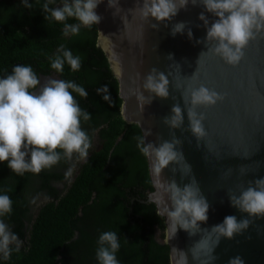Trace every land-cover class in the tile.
I'll return each mask as SVG.
<instances>
[{
  "label": "water",
  "instance_id": "1",
  "mask_svg": "<svg viewBox=\"0 0 264 264\" xmlns=\"http://www.w3.org/2000/svg\"><path fill=\"white\" fill-rule=\"evenodd\" d=\"M141 4L142 0H112L109 8L108 0H104L96 9L102 17L95 25L96 45L117 80L122 119L136 124L142 137L146 130L151 131L145 138L146 144L158 146L162 140L171 141L173 134L181 141L177 150L184 159L172 162L159 176L152 171L153 159L145 156L153 187L146 201L152 202L164 219L160 243L168 247L169 264H228L237 256L244 264H264V218L255 219L246 231L231 240L222 238L213 252L216 259L211 261L208 254L194 247L208 234L189 236L182 229L176 234L173 232L166 211L171 206L169 195L157 187V180L162 184L175 180L183 187L194 177L210 205L208 220L201 225L202 229L210 230L228 215H235L238 220L244 218L245 214L231 206L227 192L239 194L248 181L264 178V30L250 41L241 63L231 67L211 51L200 57L207 47L215 46L213 41H208L207 47L203 42L206 28L198 19L204 12L202 5L194 6L190 2L167 26L161 23L153 29L151 25L157 22L142 16ZM205 15L209 22L215 19L206 12ZM179 22L186 23L187 27L183 34L173 37L171 29ZM188 29L193 34L191 40ZM170 55L172 59H168ZM152 68L168 76L169 97H153L147 105L140 96H149L143 84ZM49 78L59 79L56 74L40 75V86ZM201 84L224 95L225 99L214 107L197 109L205 116V135L195 137L189 130L183 100L187 99L188 88ZM176 104L182 108L184 120L180 128L173 129L163 120L171 116ZM211 239L214 242L215 235Z\"/></svg>",
  "mask_w": 264,
  "mask_h": 264
},
{
  "label": "clouds",
  "instance_id": "2",
  "mask_svg": "<svg viewBox=\"0 0 264 264\" xmlns=\"http://www.w3.org/2000/svg\"><path fill=\"white\" fill-rule=\"evenodd\" d=\"M103 2L104 0H63L62 6L50 7L55 0H46L42 11L47 13L45 20L63 24L65 36L77 35L81 27L91 28L101 22L102 17L97 14L96 9ZM190 2L194 6H203L204 12L198 17L206 28L203 42L206 47L208 41H213L215 45L211 49L207 47L208 50L202 52L200 57L211 51L225 64L238 66L244 59L250 41L256 39V34L264 30V0H142L140 11L146 20L151 18L157 22L151 25L153 29H157L161 23L167 26ZM22 4L28 9L33 7L28 0H22ZM111 6L112 0H108V7ZM205 12L215 19L209 22ZM69 20L76 23H68ZM186 27L184 22L174 24L171 35L175 37L177 34H183ZM187 36L192 39L191 29H188ZM59 52L61 54L51 60V69L63 73L65 64L70 66L72 71L80 69L79 56H74L63 46ZM168 59H172V56ZM168 85V76L152 68L144 77L143 84L149 96L141 94L140 99L145 100L147 105L151 104L153 97L167 99ZM99 91L107 92V86ZM73 93L80 97L87 96L83 87L63 79L49 78L40 86V79L30 65H17L10 74L0 78V163L6 162L13 173L22 176L28 172L39 174L57 165L61 160L72 161L74 157L78 161L87 159L91 139L82 129L81 121H88L91 117L80 107ZM185 95L187 99L183 101L189 130L193 136L202 137L205 135V116L197 109L214 107L223 102L225 96L203 84L188 88ZM102 98L107 100L109 97ZM171 113V116L164 118L163 123L173 129L180 128L184 116L179 104L172 107ZM151 134L150 130H146L144 137L136 139L139 141L141 152L153 159L152 171L159 176L172 162L184 159V156L177 150L181 141L176 139L174 134L171 141L162 140L158 146L145 143V138ZM185 166L190 169L189 165ZM71 171L72 169H69V175ZM172 171L175 173L176 170ZM157 187L169 195L171 206L166 211L173 232L176 234L178 229H182L189 236L208 234L201 237L194 247L208 254L211 261L216 259L213 252L222 238L231 240L246 231L255 219L264 218V178L248 181L247 187H242L239 194L228 191L231 206L245 216L238 220L235 215H228L222 223L210 230L201 228L208 220L210 205L194 177L183 187L175 180L168 184L157 180ZM12 205L13 201L9 195L0 194V256L5 260L11 257L14 250L18 251L21 244L18 235L3 220V217L11 214ZM213 235L214 242L211 239ZM97 245L98 264H119L116 253L120 249V243L115 231L101 233ZM228 264H244V261L237 256L230 259Z\"/></svg>",
  "mask_w": 264,
  "mask_h": 264
},
{
  "label": "trees",
  "instance_id": "3",
  "mask_svg": "<svg viewBox=\"0 0 264 264\" xmlns=\"http://www.w3.org/2000/svg\"><path fill=\"white\" fill-rule=\"evenodd\" d=\"M28 2L33 5L31 9L25 8L22 0L0 2V78L17 65H30L38 76L55 73L60 79L83 87L86 97L73 93L91 117L82 120L81 127L91 139V132L104 125L99 130L103 147L92 154L68 192L56 204L51 202L41 209L29 243L14 250L5 263L98 264L96 249L100 234L115 231L120 243L116 253L119 264H169L168 247L155 236L156 230L163 236L164 219L155 205L146 201V194L153 187L146 157L136 139L142 134L136 124H128L121 117L117 80L96 45V26L81 27L79 34L66 37L63 24L44 19L47 13L42 7L46 0ZM61 46L80 57L78 71H72L67 64L63 73L51 69V60L61 54ZM104 86L107 92H98ZM104 96L109 98L105 100ZM121 133L123 138L115 143ZM109 148L122 160L119 174L114 177L103 169ZM30 175L33 173L11 174L16 180L11 187L14 197L24 191ZM93 192L96 194L92 197ZM134 197L140 200L134 199L131 204Z\"/></svg>",
  "mask_w": 264,
  "mask_h": 264
},
{
  "label": "flooded vegetation",
  "instance_id": "4",
  "mask_svg": "<svg viewBox=\"0 0 264 264\" xmlns=\"http://www.w3.org/2000/svg\"><path fill=\"white\" fill-rule=\"evenodd\" d=\"M1 1L9 2L11 0H0V2ZM12 2H15V0H12ZM62 3L63 0H60L54 4L53 7L62 6ZM69 36L70 35H67L66 37ZM50 74L55 73L39 74L38 78L40 75ZM103 127L104 125L91 132V148L89 149L87 159L78 161L76 157H74L72 161L61 160L57 165L41 171L38 175H30L27 179L28 184H24L25 192L21 191L18 197H14L12 193L14 188L11 187L15 185L16 181L13 177H10L13 172L8 168L6 162L0 163V194L9 195L13 201L11 214L3 217V220L8 224L10 229L18 235L21 241L19 249L26 247L29 243L33 223L37 219L41 209L48 203L54 202L56 204L58 200L68 192L72 183L83 170L84 165L90 160L89 158L92 154L101 150L103 141L100 138L99 130ZM123 135L122 133L119 134L115 143L121 140ZM112 152L113 148H109V153L107 154L103 169L110 172L114 177L119 174V166H122V160L119 156L113 155ZM73 165H75V167H73ZM69 169H72L70 175L68 174ZM95 194L96 192H93L92 197L95 196ZM134 199L140 200L139 197H134L131 200V204ZM20 206H23V208ZM18 207H20L19 210L17 209ZM158 234H160V232L156 230V240L160 243L161 239ZM13 248H15L14 245ZM5 261L6 260L0 256V264H6Z\"/></svg>",
  "mask_w": 264,
  "mask_h": 264
},
{
  "label": "rangeland",
  "instance_id": "5",
  "mask_svg": "<svg viewBox=\"0 0 264 264\" xmlns=\"http://www.w3.org/2000/svg\"><path fill=\"white\" fill-rule=\"evenodd\" d=\"M161 236V234H159Z\"/></svg>",
  "mask_w": 264,
  "mask_h": 264
}]
</instances>
